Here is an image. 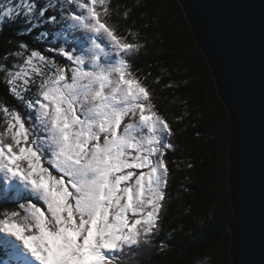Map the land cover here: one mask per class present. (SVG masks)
I'll list each match as a JSON object with an SVG mask.
<instances>
[{"label": "snow or ice", "instance_id": "snow-or-ice-1", "mask_svg": "<svg viewBox=\"0 0 264 264\" xmlns=\"http://www.w3.org/2000/svg\"><path fill=\"white\" fill-rule=\"evenodd\" d=\"M109 13L110 0L0 3V33L20 24L50 44L14 33L0 54V84L21 106L0 101V197L15 202L0 208V232L20 242L2 241L13 251L0 264H132L161 232L174 132L132 69L140 45L117 34Z\"/></svg>", "mask_w": 264, "mask_h": 264}, {"label": "trees", "instance_id": "trees-1", "mask_svg": "<svg viewBox=\"0 0 264 264\" xmlns=\"http://www.w3.org/2000/svg\"><path fill=\"white\" fill-rule=\"evenodd\" d=\"M107 19L118 35L140 45L139 51L128 57L134 61L132 69L149 88L158 113L174 132V149L168 152L170 184L161 232L132 264H234L229 228L233 215L229 183L231 117L181 2L110 0ZM17 29H21L20 24L8 25L0 33V54L15 47V43H8L14 33L17 39L21 35L26 38L31 47L50 46L44 41L36 42V35L30 36L22 29L18 33ZM49 30L51 38L62 42L59 26L51 25ZM80 46L86 49L88 44L82 39ZM0 101L9 107H21L6 95L2 84ZM6 125V114L0 111V131H5ZM5 183L0 173V186ZM14 207V201L0 197V208ZM197 224L204 228L193 227ZM184 228L187 231L182 232ZM4 240L0 233V262L10 261ZM169 242L170 247L157 248ZM11 264L17 262L11 260Z\"/></svg>", "mask_w": 264, "mask_h": 264}, {"label": "water", "instance_id": "water-1", "mask_svg": "<svg viewBox=\"0 0 264 264\" xmlns=\"http://www.w3.org/2000/svg\"><path fill=\"white\" fill-rule=\"evenodd\" d=\"M179 1L231 117L230 252L264 264V0Z\"/></svg>", "mask_w": 264, "mask_h": 264}, {"label": "rangeland", "instance_id": "rangeland-1", "mask_svg": "<svg viewBox=\"0 0 264 264\" xmlns=\"http://www.w3.org/2000/svg\"><path fill=\"white\" fill-rule=\"evenodd\" d=\"M4 2V0H0V3H3ZM109 22V21H108ZM110 23V22H109ZM111 24V23H110ZM5 185H6V183H5ZM4 187L5 186H0V189L3 191V189H4ZM1 233V232H0ZM7 236V235H6ZM7 238H8V240L9 241H11L13 244H16V245H20V242L19 241H16L15 240V238L14 237H8L7 236ZM21 247V250H22V246H20ZM10 249L11 248H8V251H9V253H10ZM23 254V253H22ZM23 255H27V254H23ZM28 259H33L32 257H30V256H28ZM36 264H38V262H36Z\"/></svg>", "mask_w": 264, "mask_h": 264}, {"label": "bare ground", "instance_id": "bare-ground-1", "mask_svg": "<svg viewBox=\"0 0 264 264\" xmlns=\"http://www.w3.org/2000/svg\"><path fill=\"white\" fill-rule=\"evenodd\" d=\"M13 251V249H11V252Z\"/></svg>", "mask_w": 264, "mask_h": 264}]
</instances>
